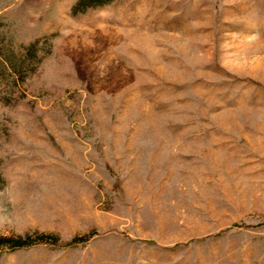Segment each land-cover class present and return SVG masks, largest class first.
Returning a JSON list of instances; mask_svg holds the SVG:
<instances>
[{
  "label": "rangeland",
  "instance_id": "rangeland-1",
  "mask_svg": "<svg viewBox=\"0 0 264 264\" xmlns=\"http://www.w3.org/2000/svg\"><path fill=\"white\" fill-rule=\"evenodd\" d=\"M81 1L0 0V264H264V0Z\"/></svg>",
  "mask_w": 264,
  "mask_h": 264
},
{
  "label": "trees",
  "instance_id": "trees-1",
  "mask_svg": "<svg viewBox=\"0 0 264 264\" xmlns=\"http://www.w3.org/2000/svg\"><path fill=\"white\" fill-rule=\"evenodd\" d=\"M113 0H82L77 6L76 10L83 9L85 7L100 6L110 3ZM84 5V6H83ZM80 7V9H79ZM78 8V9H77ZM95 233L74 237L69 243L68 246H73L79 243L87 242L90 240ZM59 239L53 235L39 233L35 236H26V237H11V236H2L0 237V249L4 246L11 249L24 248L28 246H33L38 243H51L57 244Z\"/></svg>",
  "mask_w": 264,
  "mask_h": 264
}]
</instances>
